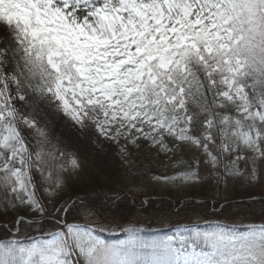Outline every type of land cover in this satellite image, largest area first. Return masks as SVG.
Returning a JSON list of instances; mask_svg holds the SVG:
<instances>
[{
  "label": "snow or ice",
  "instance_id": "6c2138e0",
  "mask_svg": "<svg viewBox=\"0 0 264 264\" xmlns=\"http://www.w3.org/2000/svg\"><path fill=\"white\" fill-rule=\"evenodd\" d=\"M45 109L121 159L141 144L179 154L158 183L215 176L264 205V0H0V217L17 229L0 240V264H264V225L154 239L132 227L111 242L83 214L51 223L48 205L68 207L81 164ZM22 229L41 238L23 243Z\"/></svg>",
  "mask_w": 264,
  "mask_h": 264
},
{
  "label": "trees",
  "instance_id": "16d2710c",
  "mask_svg": "<svg viewBox=\"0 0 264 264\" xmlns=\"http://www.w3.org/2000/svg\"><path fill=\"white\" fill-rule=\"evenodd\" d=\"M41 118L48 124L52 135L58 138L60 144L74 154L81 164L80 171L72 177L67 187L73 197L80 198V201L75 199L69 207L73 211L69 209L66 212L65 219L68 222L76 221L77 214L74 211L81 200L87 204L89 202L108 204L111 201L124 211H106L105 215L110 212L118 214L125 221L131 220L143 238L154 239L173 235L174 230L179 226L193 225L192 214L199 215L205 222L217 221L222 219L232 207L231 203L208 198L205 190L183 199H172L162 195L143 198L120 191L119 188L123 184V168L114 145L97 139L91 132L80 131L62 116L47 109L42 112ZM245 203L254 216L264 217L261 212L264 205L258 199H250ZM139 211L149 216L153 212H171L178 216L168 227H155L152 219L148 218L140 222L137 218ZM3 218L0 217V220ZM50 222L54 223L52 220ZM5 229L4 225L0 226V240L7 238L4 235L7 233ZM104 235L109 240L119 238L123 234Z\"/></svg>",
  "mask_w": 264,
  "mask_h": 264
},
{
  "label": "rangeland",
  "instance_id": "374dc122",
  "mask_svg": "<svg viewBox=\"0 0 264 264\" xmlns=\"http://www.w3.org/2000/svg\"><path fill=\"white\" fill-rule=\"evenodd\" d=\"M190 154H184L185 160L189 159ZM180 155L168 157L163 154L157 153L149 146L141 144L138 148L132 147L129 149V156L127 159H121L123 168V184L119 188L120 191L129 193L134 196H141L143 198L148 196H165L172 199H183L189 198L193 194H197L203 190L206 191V196L212 200H220L223 203H231L232 207L228 210L222 219L217 221H203L199 215H193V225L190 226H179L178 229L184 228H197L199 230L208 231L216 228H224L225 230L246 232L252 226L264 225V217L254 216L246 205V201L250 200L249 191L247 185L240 183L239 181L229 180L226 184H222L216 179L215 176H208L206 179L196 185L195 187H189L187 185L178 184H165L158 183L152 179L153 176L165 174L171 175L175 171L176 162L180 159ZM204 188V189H203ZM254 195L258 196L259 193ZM71 197V199H69ZM76 197H73L68 189L64 193V200L68 203V207L61 212H54L53 206L48 205L49 212H53L52 216L48 217V220H52L54 223H60L62 220H66V212L70 209L73 201ZM82 201V200H81ZM85 207L89 204L82 201ZM72 210V208L70 209ZM73 211V210H72ZM77 218L83 214L84 221L96 229L98 235L103 239L108 240L104 234L108 235H122L119 238L109 239L108 241L116 242L127 239V229L136 228L131 220L125 221L121 216L115 213L90 215L84 211L81 207V203L75 207ZM178 214L171 212H153L150 216L143 212L137 213V218L141 220L152 219L155 227H168L176 218ZM59 217L60 219H56ZM124 218V217H123ZM133 218V217H132ZM191 218V217H190ZM191 218V219H192ZM12 217H4L0 220V226L6 227L7 236L6 239L11 238L9 234L16 235L17 229L13 227L10 221ZM75 222H78L77 219ZM71 223V222H70ZM49 229H45L47 232ZM104 233V234H103ZM41 233L36 230L22 229L19 233L18 238L23 243H29L31 240L41 238Z\"/></svg>",
  "mask_w": 264,
  "mask_h": 264
}]
</instances>
